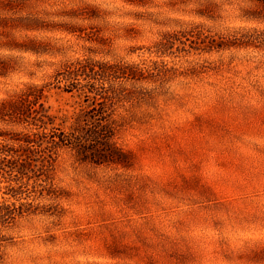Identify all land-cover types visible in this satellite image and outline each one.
I'll return each mask as SVG.
<instances>
[{
  "label": "rangeland",
  "instance_id": "rangeland-1",
  "mask_svg": "<svg viewBox=\"0 0 264 264\" xmlns=\"http://www.w3.org/2000/svg\"><path fill=\"white\" fill-rule=\"evenodd\" d=\"M0 264H264V0H0Z\"/></svg>",
  "mask_w": 264,
  "mask_h": 264
}]
</instances>
